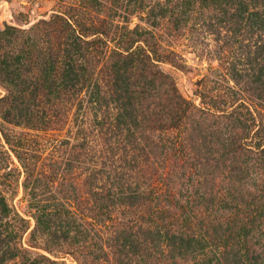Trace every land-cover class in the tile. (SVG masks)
Returning a JSON list of instances; mask_svg holds the SVG:
<instances>
[{
	"label": "rangeland",
	"instance_id": "obj_1",
	"mask_svg": "<svg viewBox=\"0 0 264 264\" xmlns=\"http://www.w3.org/2000/svg\"><path fill=\"white\" fill-rule=\"evenodd\" d=\"M64 20L82 49L77 64L86 67L77 96L59 94L56 88L65 87L54 73L47 76L50 89L35 100H3L0 83V130L21 142L28 174L0 133V151L10 159L0 154V193L12 226L0 222L3 264L214 260L221 250H214L216 242L193 253L185 235L200 226L212 236L225 228L219 188H228L238 220L264 204L252 187L261 179L249 174L227 185L226 167H241L246 157L233 158L217 133L231 129L247 149L264 143V102L257 97L264 81V0H0V31L15 30L0 44V63L7 59L14 82L42 78L37 68L54 58L56 51L46 48L63 42ZM190 186L198 209L180 212L172 196L183 204ZM155 229L175 236L168 243ZM238 234L227 250L237 258ZM247 239L248 262L264 263V227Z\"/></svg>",
	"mask_w": 264,
	"mask_h": 264
},
{
	"label": "trees",
	"instance_id": "obj_2",
	"mask_svg": "<svg viewBox=\"0 0 264 264\" xmlns=\"http://www.w3.org/2000/svg\"><path fill=\"white\" fill-rule=\"evenodd\" d=\"M44 23V22H43ZM63 26L65 27L64 32L65 35H63L64 32H62V40L63 42H53V43H48L49 46L46 48V50L51 54L54 50L56 51L54 58L53 57H48V59H44L40 65L42 68H37V71H42V78L37 79L33 83L29 79H26L24 81H19L17 84L14 82L13 78L9 77V66L7 65L6 60L4 59L3 63H0V83L5 85L6 89V96L3 98V100L8 99L9 97H13L11 100L13 101H21V99H24V97L30 98V99H38L37 97H40L45 91L50 89V87L47 85V78L51 77V73H54L57 81L62 83V86L65 88L59 89L58 87L56 88L57 92L60 94L63 92V94H71L72 96H77L82 89L85 87V72H86V67H84L83 64H77L76 58L78 60L81 59V56H78L79 54L78 51L82 50L80 49L81 47L79 44H75L74 41H71L70 38H73V33L71 36H69V31H74L72 29V26L67 22V20H64ZM14 27L12 26H6L2 31H0V44L1 42L3 43V40L6 38L11 37V35L14 32ZM75 38V36H74ZM80 39L79 37L76 36V39ZM35 44H32L31 47H34ZM30 49L27 47V50ZM39 51V56L40 58H44V54L40 53ZM124 52L127 53V56H129L131 59H128L129 65L134 64V61L132 57L134 56L135 53L131 52V50H124ZM6 53V54H5ZM31 55H29L30 57ZM127 56L121 55L120 57L125 60ZM2 57L7 58L8 53L4 52L2 54ZM128 57V58H129ZM148 58V56H146ZM83 59V58H82ZM149 59V58H148ZM38 64H36L37 66ZM35 66V67H36ZM32 71V68H29L28 70L25 71L26 74H29ZM43 73H44V78H43ZM48 76V77H47ZM264 76V74H263ZM68 81L70 84L66 83ZM27 84V85H26ZM21 85H23L21 87ZM61 85V84H60ZM13 93V96L11 95ZM48 92L47 94H49ZM259 99L263 100L264 102V81L262 83V89L260 90L258 96ZM17 98V100H15ZM249 114V113H247ZM10 113H5L3 115V121L5 123H10L8 120ZM8 116V117H7ZM230 115H228L227 118H229ZM26 123H29V125L37 127V125H42L43 123L39 122L38 124H32L31 121H27ZM26 125V124H25ZM224 131L221 132V130L217 131V133L221 134V142L220 146L223 149H230V152L232 153V157L236 156L238 154L239 159L242 157H246V161L240 160L242 166L241 167H235L234 165H230L226 167L225 174H228L224 179L227 182V185L229 186L230 182L233 180L234 177H237L239 181L243 182L246 180V177L251 175V178L255 179H261L260 184H254L252 187H254L255 191L257 194H263L264 195V143L262 145H256L254 148H245L244 143L241 141L239 144L235 140V138H232L230 136L229 132H231V129L229 128H224ZM230 130V131H228ZM2 139L4 143L11 149L15 154L18 159V161L21 163L24 173L28 175L27 168L24 165L22 159L20 158V151L21 148V142L15 141L14 137L10 134L5 133L3 130H0ZM219 138V136H218ZM234 139V140H233ZM230 153V154H231ZM0 154L4 157L5 162L7 163L10 159L8 156L7 151H0ZM241 157V158H240ZM259 168H257V167ZM256 167V168H255ZM257 169V170H255ZM258 171V172H257ZM260 171V173H259ZM256 174V175H254ZM222 177V176H221ZM262 177V178H261ZM247 184V183H246ZM245 184V185H246ZM244 185V184H243ZM220 191H218V196H217V205L219 206V210H222L226 212L227 214H223L220 218L222 220V224L225 225V228L219 227L217 229V232H215V236H212L211 234L208 233L206 230V227L200 226L199 228H195L193 230H189V234L186 233L185 238H187L186 245L187 248H194L193 253L195 251H200V252H205L208 247H215L214 242H216L217 246L214 248L218 249L221 248L219 252L213 254L214 260H207V264H250V259L248 258L249 255V250L246 249L247 245V238L250 237V234L252 233L253 229L255 227H264V214H259L257 213L260 210L264 209V204L260 205L257 207V212L256 213H246L241 215V219L238 220V215L233 214L232 210H236L237 205L234 203V199L230 196V192L228 188H224L222 190L219 188ZM193 188L186 187L185 188V196H183L185 199L183 200V204H181V200L179 199V196H176V193L172 196V199H176L174 205H176V209L178 211L183 212L187 208H190L189 210H192L194 207L195 210L198 209V206L195 204V196L192 193ZM206 196H209V194H204ZM182 196V195H180ZM211 197V196H209ZM263 197V196H262ZM201 198L203 199V196L201 195ZM182 199V198H181ZM210 203L213 202L214 200L209 199ZM264 201V200H263ZM246 209L247 207H250L249 204L245 205ZM200 209V206H199ZM199 212V211H198ZM11 212L9 211V208L7 207L4 198L2 197V193H0V222H4L3 226L5 228H11L12 226L9 224L8 220L11 218L9 217V214ZM20 223L24 224L25 220L22 219L18 214H14ZM9 218V219H8ZM186 216L183 218L186 220ZM8 219V220H7ZM156 231V236H158L159 239H163L169 243L170 240L169 237L174 238L175 235L173 233L169 234V232H161L159 229H155ZM239 232L237 235V247H239V254L238 258L233 257L231 254H228L227 250L231 247L230 241L233 240L232 236L233 234L235 235V232ZM185 233L177 235V236H183ZM9 237H12V234L9 235ZM13 238V237H12ZM11 242V241H10ZM164 242H161L163 244ZM173 245V244H171ZM170 245V246H171ZM242 245V246H241ZM181 246V244H180ZM8 248V245H6ZM169 246H167L168 248ZM204 256V254H201ZM261 260L264 259L261 258ZM4 263V255L0 258V264ZM261 264H264L261 262Z\"/></svg>",
	"mask_w": 264,
	"mask_h": 264
}]
</instances>
